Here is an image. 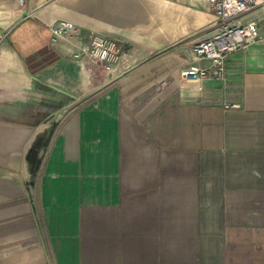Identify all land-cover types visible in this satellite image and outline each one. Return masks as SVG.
<instances>
[{"label":"crops","instance_id":"crops-1","mask_svg":"<svg viewBox=\"0 0 264 264\" xmlns=\"http://www.w3.org/2000/svg\"><path fill=\"white\" fill-rule=\"evenodd\" d=\"M261 38L184 79L209 0H0V264H264ZM121 47L112 69L52 37ZM45 150L38 168L37 152Z\"/></svg>","mask_w":264,"mask_h":264},{"label":"built area","instance_id":"built-area-1","mask_svg":"<svg viewBox=\"0 0 264 264\" xmlns=\"http://www.w3.org/2000/svg\"><path fill=\"white\" fill-rule=\"evenodd\" d=\"M209 3L216 16V30L211 36L195 42L192 47L195 58L207 60L208 63H194L183 68L181 77L184 79L223 78L229 56L261 38L258 21L247 18L246 14L264 5V0H209ZM51 31L54 40L57 37L77 39L73 51L76 58L88 55L108 69L114 68L121 59L122 51L118 42L98 32H91L87 40H82L83 36L73 21L58 20L52 25Z\"/></svg>","mask_w":264,"mask_h":264},{"label":"rangeland","instance_id":"rangeland-1","mask_svg":"<svg viewBox=\"0 0 264 264\" xmlns=\"http://www.w3.org/2000/svg\"><path fill=\"white\" fill-rule=\"evenodd\" d=\"M260 7H264V5H261V6H257V7H255L253 10H251L250 12H248L247 14H246V17L247 18H253V13H254V10H256V9H258V8H260ZM38 154H37V166H38V168H39V166H41L42 165V163H43V160H44V156H45V150H43L41 153H39V152H37Z\"/></svg>","mask_w":264,"mask_h":264}]
</instances>
